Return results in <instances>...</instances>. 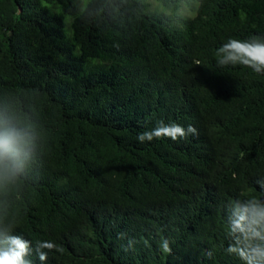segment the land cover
Segmentation results:
<instances>
[{"label":"trees","instance_id":"obj_1","mask_svg":"<svg viewBox=\"0 0 264 264\" xmlns=\"http://www.w3.org/2000/svg\"><path fill=\"white\" fill-rule=\"evenodd\" d=\"M155 1L0 0V110L36 132L0 216L62 249L44 264H242L226 205L261 195L264 74L216 50L264 37V0ZM161 120L197 134L137 140Z\"/></svg>","mask_w":264,"mask_h":264},{"label":"clouds","instance_id":"obj_2","mask_svg":"<svg viewBox=\"0 0 264 264\" xmlns=\"http://www.w3.org/2000/svg\"><path fill=\"white\" fill-rule=\"evenodd\" d=\"M217 66L242 65L257 74H264V37L252 36L247 40L229 39L216 50ZM192 125L187 128L177 123L157 121L156 127L137 136L141 143L153 139L169 138L172 141L196 135ZM36 150V132L19 112L0 110V186L14 182L32 161ZM261 195L230 200L226 205V252L239 258L242 264H264V180H258ZM16 220L0 216V264H33L35 251L41 264L48 252L62 249L52 241H37L33 250L30 241L15 234ZM161 249L171 254L167 239Z\"/></svg>","mask_w":264,"mask_h":264},{"label":"rangeland","instance_id":"obj_3","mask_svg":"<svg viewBox=\"0 0 264 264\" xmlns=\"http://www.w3.org/2000/svg\"><path fill=\"white\" fill-rule=\"evenodd\" d=\"M79 7H80V9H83L85 6H86V4L90 1V0H73ZM148 3H150L151 4V10L152 11H155L156 10V8H157V6H158V4H157V2L155 1V0H148ZM192 6H193V4H191ZM181 10V7H178V12ZM194 14V13H193ZM192 14V15H193ZM186 15H188V14H186ZM191 15V16H192ZM190 16V17H191Z\"/></svg>","mask_w":264,"mask_h":264},{"label":"bare ground","instance_id":"obj_4","mask_svg":"<svg viewBox=\"0 0 264 264\" xmlns=\"http://www.w3.org/2000/svg\"><path fill=\"white\" fill-rule=\"evenodd\" d=\"M95 220V219H94ZM97 221V220H96ZM99 222V221H98Z\"/></svg>","mask_w":264,"mask_h":264}]
</instances>
